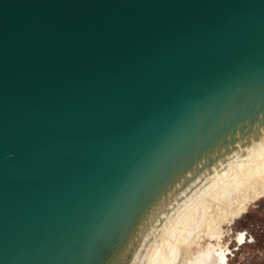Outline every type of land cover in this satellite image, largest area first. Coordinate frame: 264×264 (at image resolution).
<instances>
[{"label": "water", "instance_id": "1", "mask_svg": "<svg viewBox=\"0 0 264 264\" xmlns=\"http://www.w3.org/2000/svg\"><path fill=\"white\" fill-rule=\"evenodd\" d=\"M263 138L264 0H0V264H134Z\"/></svg>", "mask_w": 264, "mask_h": 264}, {"label": "bare ground", "instance_id": "2", "mask_svg": "<svg viewBox=\"0 0 264 264\" xmlns=\"http://www.w3.org/2000/svg\"><path fill=\"white\" fill-rule=\"evenodd\" d=\"M225 167L166 216L134 264H227L217 253L223 224L264 195V138L233 154Z\"/></svg>", "mask_w": 264, "mask_h": 264}, {"label": "rangeland", "instance_id": "3", "mask_svg": "<svg viewBox=\"0 0 264 264\" xmlns=\"http://www.w3.org/2000/svg\"><path fill=\"white\" fill-rule=\"evenodd\" d=\"M221 244L228 247L227 264H264V195L248 204L247 210L232 222L224 223ZM245 239L237 243L236 233Z\"/></svg>", "mask_w": 264, "mask_h": 264}, {"label": "flooded vegetation", "instance_id": "4", "mask_svg": "<svg viewBox=\"0 0 264 264\" xmlns=\"http://www.w3.org/2000/svg\"><path fill=\"white\" fill-rule=\"evenodd\" d=\"M244 239H245V234L243 232L240 231V232L236 233V241L238 244L242 243L244 241ZM227 249H228V247H225V246L218 248L217 253L219 256V260L223 261L226 258V261H227V254H226Z\"/></svg>", "mask_w": 264, "mask_h": 264}]
</instances>
